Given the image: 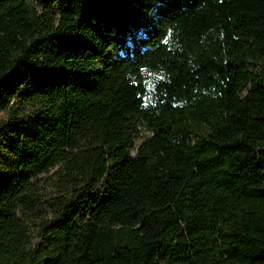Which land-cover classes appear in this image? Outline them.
<instances>
[{
	"label": "trees",
	"instance_id": "trees-1",
	"mask_svg": "<svg viewBox=\"0 0 264 264\" xmlns=\"http://www.w3.org/2000/svg\"><path fill=\"white\" fill-rule=\"evenodd\" d=\"M0 264H264V0H0Z\"/></svg>",
	"mask_w": 264,
	"mask_h": 264
},
{
	"label": "rangeland",
	"instance_id": "rangeland-1",
	"mask_svg": "<svg viewBox=\"0 0 264 264\" xmlns=\"http://www.w3.org/2000/svg\"><path fill=\"white\" fill-rule=\"evenodd\" d=\"M39 11H45L52 13V10L44 9L41 6L38 7ZM110 51L115 54L119 51V49H110ZM139 138L136 140L133 148L130 149L131 155H136L137 147L139 143L147 137L150 133L144 128L139 126ZM62 146L59 141H54V144L51 150L47 153L42 154V158L38 163H36L37 174H36V184L39 188L40 193L44 199L53 197L57 192V178L60 169V152L62 150ZM39 221L40 219H34V221L30 222V233H31V246L34 247L37 243L41 242L43 238L39 235Z\"/></svg>",
	"mask_w": 264,
	"mask_h": 264
}]
</instances>
